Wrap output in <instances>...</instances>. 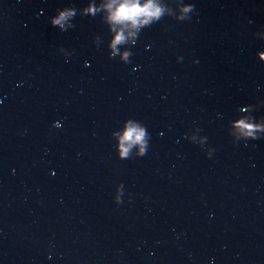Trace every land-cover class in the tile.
Wrapping results in <instances>:
<instances>
[{
  "label": "water",
  "instance_id": "obj_1",
  "mask_svg": "<svg viewBox=\"0 0 264 264\" xmlns=\"http://www.w3.org/2000/svg\"><path fill=\"white\" fill-rule=\"evenodd\" d=\"M89 2L0 0V264H264V0H158L115 58Z\"/></svg>",
  "mask_w": 264,
  "mask_h": 264
},
{
  "label": "clouds",
  "instance_id": "obj_2",
  "mask_svg": "<svg viewBox=\"0 0 264 264\" xmlns=\"http://www.w3.org/2000/svg\"><path fill=\"white\" fill-rule=\"evenodd\" d=\"M194 5L188 4L180 8L179 20L190 19L189 13L193 12ZM106 12L103 22L108 25L111 39L108 43L109 57L115 58L119 52V46L131 41L135 44L138 33L141 29L158 22L168 11L158 0H106L97 6L94 0H90L87 7L83 8L81 15L95 17L99 12ZM77 15L75 8L65 7L58 10V14L51 19L53 26H58L61 31H67L74 27L72 20ZM97 44L101 42L99 36L95 38ZM132 55L130 50L123 52L121 60L129 62ZM264 58V56H262ZM237 132L252 140L259 139L258 132L264 131V125L255 124L249 119H240L236 122ZM149 134L145 126L134 123L132 120L126 122L124 131L119 135V158H130L131 149L139 147L138 157L146 154ZM210 156V154H207ZM117 203H120L117 200Z\"/></svg>",
  "mask_w": 264,
  "mask_h": 264
}]
</instances>
